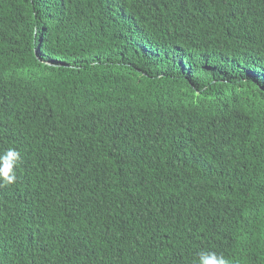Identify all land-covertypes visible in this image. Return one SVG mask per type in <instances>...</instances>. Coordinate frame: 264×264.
Wrapping results in <instances>:
<instances>
[{
  "label": "trees",
  "instance_id": "1",
  "mask_svg": "<svg viewBox=\"0 0 264 264\" xmlns=\"http://www.w3.org/2000/svg\"><path fill=\"white\" fill-rule=\"evenodd\" d=\"M0 264H264V0H0Z\"/></svg>",
  "mask_w": 264,
  "mask_h": 264
},
{
  "label": "clouds",
  "instance_id": "2",
  "mask_svg": "<svg viewBox=\"0 0 264 264\" xmlns=\"http://www.w3.org/2000/svg\"><path fill=\"white\" fill-rule=\"evenodd\" d=\"M22 162L21 153L15 148L0 152V187L11 186L16 182V169ZM196 264H230L228 258L215 251H200Z\"/></svg>",
  "mask_w": 264,
  "mask_h": 264
}]
</instances>
